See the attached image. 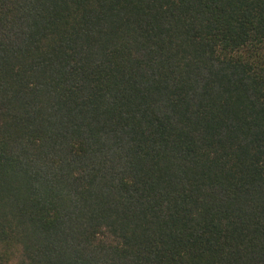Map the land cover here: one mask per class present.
<instances>
[{
	"label": "trees",
	"instance_id": "16d2710c",
	"mask_svg": "<svg viewBox=\"0 0 264 264\" xmlns=\"http://www.w3.org/2000/svg\"><path fill=\"white\" fill-rule=\"evenodd\" d=\"M0 264H264V0H0Z\"/></svg>",
	"mask_w": 264,
	"mask_h": 264
}]
</instances>
